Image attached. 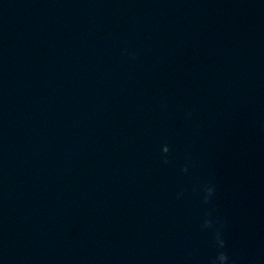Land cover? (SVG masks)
I'll list each match as a JSON object with an SVG mask.
<instances>
[{
  "label": "clouds",
  "instance_id": "9594fccd",
  "mask_svg": "<svg viewBox=\"0 0 264 264\" xmlns=\"http://www.w3.org/2000/svg\"><path fill=\"white\" fill-rule=\"evenodd\" d=\"M211 193L209 194V196H211ZM206 228H212V222L211 221H207L204 225ZM216 241L218 244V248L220 249L213 261V264H229V254L227 251L223 250L226 247L227 241L223 236V233L219 230L216 231ZM232 264H235L234 261H232Z\"/></svg>",
  "mask_w": 264,
  "mask_h": 264
}]
</instances>
